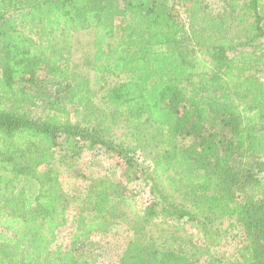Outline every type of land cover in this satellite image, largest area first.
<instances>
[{"label": "trees", "instance_id": "16d2710c", "mask_svg": "<svg viewBox=\"0 0 264 264\" xmlns=\"http://www.w3.org/2000/svg\"><path fill=\"white\" fill-rule=\"evenodd\" d=\"M221 3L0 0V264H104L113 240L115 264H264V0ZM102 118L143 136L155 168ZM96 146L121 178L80 169ZM134 183L149 203L128 211ZM189 222L204 244L179 234ZM213 235L236 240L233 258Z\"/></svg>", "mask_w": 264, "mask_h": 264}, {"label": "rangeland", "instance_id": "374dc122", "mask_svg": "<svg viewBox=\"0 0 264 264\" xmlns=\"http://www.w3.org/2000/svg\"><path fill=\"white\" fill-rule=\"evenodd\" d=\"M214 7H219L222 5V1L223 0H208ZM92 39H93V33L91 31H83V32H79L74 34V37L71 41L72 46H73V53H74V60L81 64L80 69L84 70L83 68H87L85 65V55L87 53H90L92 50ZM85 119H90L92 121H94L95 123H97L96 121H98V119L96 118L95 115L92 116H88L83 114L77 115V117L73 116V120H85ZM100 122H102V126L99 125L101 128L105 129V134L108 137H111L115 140L118 141H122L125 142L127 144H131L134 146H141L144 148V150H140L138 149V153H139V157L141 159L146 160L147 162L150 163V165L152 166V169H154L155 164L153 163V156L155 153V149L153 148V146L151 144L147 145L146 144V139L143 138V136L140 135H135V133H133L129 127H126L125 123H121L120 126H110L108 125V123L104 122V118H102V120H100ZM103 126H108L109 128L106 129ZM149 134L152 133H156V136H159L160 133H158V131L152 130L147 128V130L145 131ZM159 134V135H158ZM145 146V147H144ZM84 163L83 166L80 165V169H83L85 164V172L89 175V174H93L96 171H99L100 174H106L108 172L109 168H112V171L114 172V177L115 179H119L122 176L123 173V169L122 167H119L118 165H116L118 162V159H115V157L111 156V154L106 151V149L102 146H96L95 148H93L92 150H86L85 154H84ZM79 169V168H78ZM60 182L61 185L63 187V189L70 194H74L76 191V187L82 182L81 180L77 181L73 171L71 169H67L65 167L61 168V175H60ZM161 183L167 185L165 187V190L171 194L174 197L179 198L181 195L180 190L174 188L171 183H167L166 181H164L163 179L160 180ZM136 188H134L137 192L136 198H134L133 200V205L131 207H126L125 209L130 211L131 208H135V209H142V208H146L149 203V198H148V193L146 192V186L144 185L145 183H134ZM85 185V182L82 184V186ZM164 217H160L157 218V222L162 224L163 227L167 228L170 227L172 228L171 224H174V222L172 220L166 222L164 221ZM180 224V223H178ZM192 223H182V229L180 230L179 234L180 235H185L184 238H186L188 235L189 237H191L195 242L197 243H201L204 244V239H203V234L202 232H200V230H198L196 227H193L191 225ZM68 227H70L68 225ZM63 229L66 230V227H63ZM235 232H238L237 230ZM59 238L58 240L55 242L56 243H60L65 237L66 235H64V232H60L59 233ZM187 239V238H186ZM239 240V239H238ZM210 242H212V244H216L220 241L221 245L218 248H214L216 251L220 250L219 253L224 252L226 254L225 259L229 260L231 258H233V249L234 246L236 245V240L232 242H230L229 244L225 241V240H220V236H215L213 235V237H211V240H209ZM225 241V242H224ZM125 242V240H124ZM62 243H65V241H62ZM117 243L118 241H111V244L106 243L104 246V251L105 254L102 255L101 257V261H103L104 264H115L116 260L119 258V253L121 250L116 251L117 249ZM176 246H179V243H175Z\"/></svg>", "mask_w": 264, "mask_h": 264}]
</instances>
